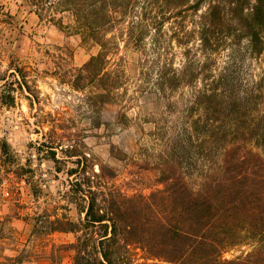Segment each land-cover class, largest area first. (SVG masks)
<instances>
[{"label":"trees","instance_id":"16d2710c","mask_svg":"<svg viewBox=\"0 0 264 264\" xmlns=\"http://www.w3.org/2000/svg\"><path fill=\"white\" fill-rule=\"evenodd\" d=\"M25 3L38 21L98 48L77 68L60 52L64 65L55 69L83 94L96 114L94 127L101 125L104 104L152 99L159 113L152 137L166 140L156 162L161 188L147 196L108 187L114 173L102 166L69 171L78 176L69 201L82 217L47 218L45 224L49 232L75 234L65 247L71 264H133L131 245L164 264H264V0ZM121 48L138 55L132 90L117 57ZM6 98L2 103L12 106L13 96ZM180 150H199L203 163L217 158L212 168L202 167L198 187L189 186L169 159ZM249 232H256L257 247L241 259L221 258Z\"/></svg>","mask_w":264,"mask_h":264},{"label":"rangeland","instance_id":"374dc122","mask_svg":"<svg viewBox=\"0 0 264 264\" xmlns=\"http://www.w3.org/2000/svg\"><path fill=\"white\" fill-rule=\"evenodd\" d=\"M97 51L70 30L38 21L25 0H0V264H9L7 257H18V264H71L72 252L65 247L75 234L49 232L45 224L47 218L76 222L82 217L69 201V188L78 177L69 175L71 169H110L114 177L106 179L107 186L128 196L161 188L156 162L166 140L152 137V118H159L155 102L104 104L96 128V114L83 94L55 73L57 65H64L57 58L60 52L69 53L68 65L77 68ZM117 57L132 90L139 78L138 55L121 48ZM6 94L13 96L12 106L2 103ZM164 117L172 120L167 113ZM186 150L169 159L195 188L202 167L212 168L217 158L209 156L203 163V153ZM258 239L256 232L244 233L221 251V258H243L260 244ZM129 252L133 264H164L138 245Z\"/></svg>","mask_w":264,"mask_h":264}]
</instances>
